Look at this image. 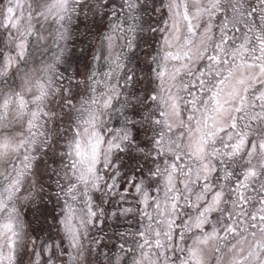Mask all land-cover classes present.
<instances>
[{
  "label": "snow or ice",
  "instance_id": "obj_1",
  "mask_svg": "<svg viewBox=\"0 0 264 264\" xmlns=\"http://www.w3.org/2000/svg\"><path fill=\"white\" fill-rule=\"evenodd\" d=\"M0 264H264V0H0Z\"/></svg>",
  "mask_w": 264,
  "mask_h": 264
}]
</instances>
